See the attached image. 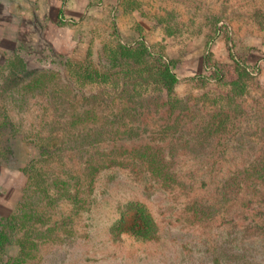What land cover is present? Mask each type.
Segmentation results:
<instances>
[{"label": "rangeland", "instance_id": "rangeland-1", "mask_svg": "<svg viewBox=\"0 0 264 264\" xmlns=\"http://www.w3.org/2000/svg\"><path fill=\"white\" fill-rule=\"evenodd\" d=\"M256 164L264 0H0V264H264V194L218 183Z\"/></svg>", "mask_w": 264, "mask_h": 264}, {"label": "trees", "instance_id": "trees-1", "mask_svg": "<svg viewBox=\"0 0 264 264\" xmlns=\"http://www.w3.org/2000/svg\"><path fill=\"white\" fill-rule=\"evenodd\" d=\"M143 56H148L150 57V51L149 48L146 46L145 43H141L139 44L138 48L136 49H131L128 46H121L120 47V55H119V59L121 61H128V62H132V66L138 67L141 66L140 62H141V58ZM132 60V58H134ZM158 71L155 72L153 67H147L146 69L149 71V76L145 79L146 83L144 84V86L146 87L145 89L148 90L149 88H155L158 87V89H160V94L155 96L156 99L158 100H163L164 98H171L173 97L174 94V90H175V86L178 83V73L176 72L180 66L179 64H177L174 61H164L163 64L159 63L158 65ZM235 72L237 74V78L235 80H228L227 83L229 84L230 87H232L231 89H233V93L235 95L237 94H241L244 92V90L247 87V78L249 76V71L248 68L244 65L241 64H237L235 67ZM209 73V76H208ZM205 78L206 79H220V80H224L227 79V74H225L223 71L219 70L218 68H214V70L209 71ZM140 74V72H139ZM244 80V81H243ZM246 81V82H245ZM143 88V87H142ZM141 103H145V101H147L145 96H141L140 99ZM144 155L146 156V154H135L134 156H136L137 158L136 161L133 159V157H131V160H133V164L132 166L134 168H140V164H138V157L141 159L142 157H144ZM34 165V164H33ZM32 168L34 166H31ZM248 171H253L256 176H252V175H247V177H242L241 173L242 171H238L236 173H232L233 175L229 177V179H221V182H218L220 185L223 183V185H221V188H224L226 191V193L228 192H242L245 190L246 192L249 193H254L255 195H263L264 194V164L263 165H258L256 164V166H252V165H248V169H247V174ZM24 172V170H23ZM26 185H28L26 183ZM143 212V213H142ZM145 209L144 207L141 208V213L139 219H140V223L142 224L143 227H139V229L141 230V234L143 237L146 238H151L154 233H155V229L153 226V220L150 217V214L145 215ZM4 219L1 220V225L4 222ZM8 219L5 220V222H7ZM10 221V219L8 220Z\"/></svg>", "mask_w": 264, "mask_h": 264}]
</instances>
